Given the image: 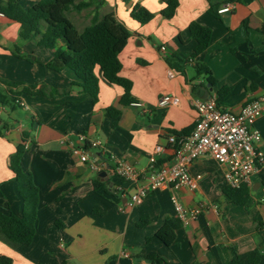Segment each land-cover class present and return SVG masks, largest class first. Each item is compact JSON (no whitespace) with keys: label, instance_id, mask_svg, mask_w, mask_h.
Returning <instances> with one entry per match:
<instances>
[{"label":"crops","instance_id":"crops-1","mask_svg":"<svg viewBox=\"0 0 264 264\" xmlns=\"http://www.w3.org/2000/svg\"><path fill=\"white\" fill-rule=\"evenodd\" d=\"M37 1L19 3L28 9ZM177 1L170 18L161 14L164 0H92L86 8L66 12L78 30L94 14L108 12L128 29L118 55L119 75L131 81L135 99L128 106L119 105L122 88L107 82L98 67L97 101L92 103L71 84L79 81L71 69L45 66L55 50L65 49L61 40L52 48L37 38L23 40L20 24L0 12V211L22 214L9 158L23 141L20 168L39 192L32 242L13 246L0 237V256L11 264H156L145 258L150 252L166 264H229L252 250L262 255L255 264H264V114L253 123L263 161L245 184L248 196L242 203L223 193L226 167L206 154L189 165L193 189L162 188L134 206H128V197L104 190L119 183L112 172L116 160L141 172L149 170L152 155L158 164L170 161L167 137L192 130L196 100L214 98L222 108L238 112L246 102L264 97V0ZM135 4L153 18L144 24L131 18ZM210 4L229 10L214 16ZM191 21L211 29L209 45L195 57ZM197 63L208 73L197 74ZM29 85L43 88V94L21 92ZM170 95L173 102H161ZM109 106L120 114L108 116ZM83 152L99 169L81 161ZM123 186L132 191L129 183ZM171 196L185 207L205 208L196 219L181 221L174 241L165 245L156 233L166 218L177 217Z\"/></svg>","mask_w":264,"mask_h":264},{"label":"trees","instance_id":"trees-1","mask_svg":"<svg viewBox=\"0 0 264 264\" xmlns=\"http://www.w3.org/2000/svg\"><path fill=\"white\" fill-rule=\"evenodd\" d=\"M91 2L92 0H38L32 7L24 9L19 0H0V12L6 18L20 24V38L23 40L37 38L39 42L47 44L50 48L53 47L56 39L61 40L65 49L55 50L52 59L45 66L57 71L62 68L71 69L79 79L78 82L71 84L79 86L83 93L88 94L92 103L97 101L98 78L95 75V68L98 67L107 82L122 88L119 105L134 104L131 81L119 75L121 62L118 55L129 38L128 29L117 20L113 12H108L101 17L94 14L89 24L82 30H78L66 15L71 7L81 10L90 6ZM164 2L165 7L161 10V14L165 18H170L175 13L178 1L164 0ZM208 12L218 16L217 6L210 4ZM130 16L144 24L153 18V13L135 4L130 11ZM42 29L44 33L39 35ZM189 33L190 38L196 42L192 52V57H195L209 45L211 29L196 21H191ZM195 69L197 74L208 73L207 67L202 63H197ZM21 92L40 95L44 90L43 88L35 89V85H29L24 86ZM222 93H219V98L223 95ZM15 98L17 99L14 97L8 103L11 104L10 106L15 104ZM3 103L1 100V104ZM106 114L115 118L120 114V110L109 106L106 108ZM24 152L25 141L17 145L15 152L9 158V168L14 173L17 192L23 201L22 214L16 216L0 211V237L13 246L29 245L36 230L39 192L38 188L33 185L30 175L21 171L20 159ZM100 184L101 182L95 181V186ZM104 190L114 193L112 187L105 186ZM223 193L229 199L242 203L248 196V188L245 184L237 188L226 186ZM180 226L181 220L178 217L166 218L165 224L157 231L156 236L165 245H170L175 239V230ZM261 256L260 252L252 250L236 255L229 264H255ZM145 258L151 260L152 263L166 264L164 258L154 252L146 254ZM0 264H11V259L0 256Z\"/></svg>","mask_w":264,"mask_h":264},{"label":"built area","instance_id":"built-area-1","mask_svg":"<svg viewBox=\"0 0 264 264\" xmlns=\"http://www.w3.org/2000/svg\"><path fill=\"white\" fill-rule=\"evenodd\" d=\"M229 10L221 7L218 12ZM161 50L165 47L161 46ZM173 96L162 99V103H171ZM18 103V101H16ZM20 105L24 103L20 102ZM196 121L192 130L180 137L170 135L168 144L173 155L167 163L158 164L155 155L149 158V170L141 172L132 165L116 160L112 169L119 179L114 186V193L128 197V206H134L152 192L162 188L178 189L196 187L195 178L189 172L190 163L201 155H209L226 167L225 179L229 187L237 188L247 184L255 172L257 164L263 161L262 153L257 150L260 133L253 127L254 121L264 114V97H258L242 105L238 112L222 108L214 98L198 99L194 103ZM160 147H156L158 152ZM81 161L93 169H99L83 152ZM198 178V177H197ZM123 183H129L132 191ZM176 216L181 221L196 219L205 206L185 207L174 196H171Z\"/></svg>","mask_w":264,"mask_h":264},{"label":"rangeland","instance_id":"rangeland-1","mask_svg":"<svg viewBox=\"0 0 264 264\" xmlns=\"http://www.w3.org/2000/svg\"><path fill=\"white\" fill-rule=\"evenodd\" d=\"M78 27H79V26H78ZM78 27H77V28H78ZM78 29H79V28H78Z\"/></svg>","mask_w":264,"mask_h":264},{"label":"water","instance_id":"water-1","mask_svg":"<svg viewBox=\"0 0 264 264\" xmlns=\"http://www.w3.org/2000/svg\"><path fill=\"white\" fill-rule=\"evenodd\" d=\"M103 174H104V172H103Z\"/></svg>","mask_w":264,"mask_h":264}]
</instances>
